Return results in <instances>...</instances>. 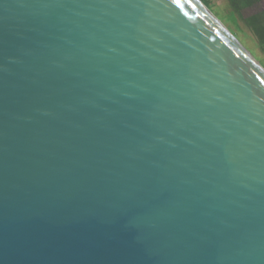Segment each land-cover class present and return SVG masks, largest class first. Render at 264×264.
Instances as JSON below:
<instances>
[{
    "label": "water",
    "instance_id": "95a60500",
    "mask_svg": "<svg viewBox=\"0 0 264 264\" xmlns=\"http://www.w3.org/2000/svg\"><path fill=\"white\" fill-rule=\"evenodd\" d=\"M0 264H264V68L201 0H0Z\"/></svg>",
    "mask_w": 264,
    "mask_h": 264
},
{
    "label": "rangeland",
    "instance_id": "374dc122",
    "mask_svg": "<svg viewBox=\"0 0 264 264\" xmlns=\"http://www.w3.org/2000/svg\"><path fill=\"white\" fill-rule=\"evenodd\" d=\"M211 6L209 9L232 33H236V39L241 43V45L261 64L264 68V54L259 50L256 39L252 32L244 25V23L238 19L237 26H235L229 19L230 6L227 0H208ZM264 9V2L254 6L250 10H246L242 13V17L245 18L247 15L255 13ZM234 35V34H233Z\"/></svg>",
    "mask_w": 264,
    "mask_h": 264
},
{
    "label": "trees",
    "instance_id": "16d2710c",
    "mask_svg": "<svg viewBox=\"0 0 264 264\" xmlns=\"http://www.w3.org/2000/svg\"><path fill=\"white\" fill-rule=\"evenodd\" d=\"M202 3L211 9L208 0H201ZM230 6V14L228 19L237 26V21L240 19L244 25L252 32L256 39L257 46L261 53L264 54V9L255 13L242 17V13L246 10H250L254 6H257L264 2V0H227ZM234 36L236 33L232 31Z\"/></svg>",
    "mask_w": 264,
    "mask_h": 264
}]
</instances>
